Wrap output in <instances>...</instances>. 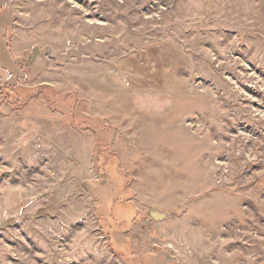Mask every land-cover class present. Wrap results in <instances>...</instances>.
<instances>
[{
	"label": "rangeland",
	"instance_id": "obj_1",
	"mask_svg": "<svg viewBox=\"0 0 264 264\" xmlns=\"http://www.w3.org/2000/svg\"><path fill=\"white\" fill-rule=\"evenodd\" d=\"M0 264H264V0H0Z\"/></svg>",
	"mask_w": 264,
	"mask_h": 264
},
{
	"label": "water",
	"instance_id": "obj_2",
	"mask_svg": "<svg viewBox=\"0 0 264 264\" xmlns=\"http://www.w3.org/2000/svg\"><path fill=\"white\" fill-rule=\"evenodd\" d=\"M150 214H151V216L154 219H162V218H164L167 215L166 212H164V211H158L156 209H151L150 210Z\"/></svg>",
	"mask_w": 264,
	"mask_h": 264
}]
</instances>
